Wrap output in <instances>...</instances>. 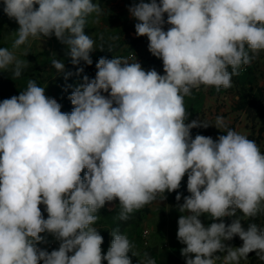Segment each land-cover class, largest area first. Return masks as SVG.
Returning <instances> with one entry per match:
<instances>
[{"label":"clouds","instance_id":"9594fccd","mask_svg":"<svg viewBox=\"0 0 264 264\" xmlns=\"http://www.w3.org/2000/svg\"><path fill=\"white\" fill-rule=\"evenodd\" d=\"M128 11L136 35L146 36L149 52L162 60L164 75L136 60L101 57L95 78L84 75L69 95L70 113L34 80L0 102V264H131L132 244L118 230L102 255L98 210L118 200L117 218L127 220L166 199V191L176 192L186 174L190 195L177 204L185 264H239L251 252L264 261V228L221 220L237 211L249 218L264 213V154L231 129L215 140L193 138L191 129L210 124L186 122L184 106V97L201 85L230 88L238 69L264 50V0H140ZM3 12L19 25L13 49L30 37L54 35L74 66L92 65L95 41L84 30L86 17L101 14L93 0H3ZM51 65L65 80L73 75L61 59L53 57ZM26 66L0 48V70L11 67L19 77ZM83 72L78 67L75 75ZM214 126L226 128L224 118L217 116ZM181 196L177 192V202ZM203 214L221 222L205 227ZM41 233L52 234L59 248L38 249ZM236 236L242 246L223 243ZM139 264L156 261L145 253Z\"/></svg>","mask_w":264,"mask_h":264},{"label":"rangeland","instance_id":"374dc122","mask_svg":"<svg viewBox=\"0 0 264 264\" xmlns=\"http://www.w3.org/2000/svg\"><path fill=\"white\" fill-rule=\"evenodd\" d=\"M140 0H93L99 4L101 14L97 17L95 13L86 17L85 34L90 35L95 41L94 51L90 54L93 61L92 65H86L83 61L74 66L70 56L67 55V46L62 44L54 35L42 40L29 38V41L17 49L12 45L17 38L15 31L19 25L14 19H10L3 12V0H0V48H8L13 51L18 59L24 60L27 66L22 69L21 75L15 77L11 67L7 70H0V102L4 99L18 96L27 87L29 80H34L38 86L45 87V95L55 98L62 105L61 111L70 113L73 105L68 99L74 88L83 82V76L87 75L90 79L96 76V63L99 58L112 59L120 57L129 62H139L145 71L155 69L160 75H164L163 62L160 58L153 56L148 50V38L138 37L135 33L134 25L137 21L130 16L128 8L139 3ZM150 2V0H144ZM159 3V0H157ZM35 7H38L36 5ZM165 24L163 28L168 30L171 25L166 23L167 14L164 16ZM101 46L103 51H101ZM247 47V46H246ZM28 55L24 56V51ZM132 53L133 57L129 58ZM61 59L65 64V70L72 72L73 75L67 80L64 75L58 74L51 65L52 58ZM83 67L84 72L75 75L77 68ZM228 71L231 72L229 66ZM232 86L230 88L221 87L219 91L215 86H203L193 89L190 96L184 97V106L189 112L186 122L201 120L210 124L209 127L193 128L191 135L193 138L197 134L210 136L214 140L225 135L228 129L238 131L246 129L249 139L258 142L260 138L258 130L263 127L264 132V50L249 65H242L238 69V74L232 76ZM71 85V87H67ZM65 88L67 90L65 91ZM108 96V93H102ZM217 116H222L226 122V128L217 129L214 125ZM224 131V132H222ZM261 132V133H262ZM259 143V142H258ZM264 154V147L261 149ZM84 171H87L85 169ZM83 177V172L81 173ZM177 192L181 193V200L176 201ZM190 193L187 191V174L181 181L180 188L176 192H165L166 199L153 201L138 210L129 214L127 220H119L117 217L121 211L119 201L106 203L98 210V220L94 227L103 237L101 244L102 255L107 253L113 239L111 232L118 230L124 234L132 244L131 251L127 254L131 264H139L145 259V253L155 259L156 264H174V261L185 258L181 255L183 248L177 239V218L179 211L177 204L183 200L184 196ZM42 215L47 219L46 206L39 205ZM233 219H240L242 226L247 229L248 224L255 223L258 227L264 228V213L257 214L255 217H245L242 212L237 211L235 217H223V222L228 225ZM175 228L174 232H166L167 225ZM146 228L150 231V241L148 246H143L140 242L139 232ZM177 229V230H176ZM45 241L37 244L41 250H57L59 241L52 234L41 233ZM227 246L240 247L243 241L234 237L230 241H223ZM132 253H135L134 256ZM214 255L223 256L225 253L217 252ZM39 264H43L40 261ZM102 264L107 261L102 260ZM220 264V262H218ZM239 264H264L256 255V252L248 254L247 259H241Z\"/></svg>","mask_w":264,"mask_h":264},{"label":"crops","instance_id":"0c3cea01","mask_svg":"<svg viewBox=\"0 0 264 264\" xmlns=\"http://www.w3.org/2000/svg\"><path fill=\"white\" fill-rule=\"evenodd\" d=\"M238 132H240L241 134L247 135L248 131L246 129H239ZM259 142V143H258ZM258 142H256V144L258 145V147L260 148V150L264 147V132L260 133V138L258 139ZM183 203V200L181 201V204ZM181 215V213L179 212V216ZM179 216L177 218V220L179 219ZM199 219L201 220V222L205 225V227L209 226L211 223L216 222L219 223L221 222V220L223 221V218H221V220H214L212 219L208 214H203L199 217ZM178 223H176L177 225ZM177 229H178V225H177ZM176 229V230H177ZM175 228H171L170 225H167V228L165 229V231L168 232H174ZM182 247H186V245L180 243ZM174 264H185V259L183 261L178 260V261H174Z\"/></svg>","mask_w":264,"mask_h":264},{"label":"built area","instance_id":"2783aa9c","mask_svg":"<svg viewBox=\"0 0 264 264\" xmlns=\"http://www.w3.org/2000/svg\"><path fill=\"white\" fill-rule=\"evenodd\" d=\"M132 57H133V54L130 53L129 58H132ZM26 88H24L22 91L26 90ZM139 237H140V242L142 243L143 246L149 245L150 231L148 229L146 228L141 229V231L139 232Z\"/></svg>","mask_w":264,"mask_h":264},{"label":"trees","instance_id":"16d2710c","mask_svg":"<svg viewBox=\"0 0 264 264\" xmlns=\"http://www.w3.org/2000/svg\"><path fill=\"white\" fill-rule=\"evenodd\" d=\"M263 131V127H260V129L258 130V134L261 133ZM247 138L249 139V136H247ZM257 139H259V137H256Z\"/></svg>","mask_w":264,"mask_h":264}]
</instances>
